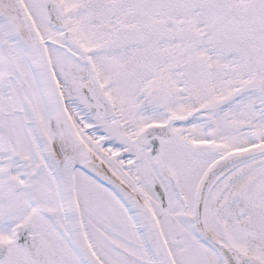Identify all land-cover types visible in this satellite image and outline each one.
Wrapping results in <instances>:
<instances>
[{
	"label": "snow or ice",
	"instance_id": "obj_1",
	"mask_svg": "<svg viewBox=\"0 0 264 264\" xmlns=\"http://www.w3.org/2000/svg\"><path fill=\"white\" fill-rule=\"evenodd\" d=\"M0 264H264V0H0Z\"/></svg>",
	"mask_w": 264,
	"mask_h": 264
}]
</instances>
